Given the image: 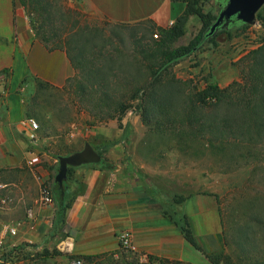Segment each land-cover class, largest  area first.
<instances>
[{
    "label": "rangeland",
    "instance_id": "rangeland-1",
    "mask_svg": "<svg viewBox=\"0 0 264 264\" xmlns=\"http://www.w3.org/2000/svg\"><path fill=\"white\" fill-rule=\"evenodd\" d=\"M52 1L54 9L51 10L49 23L43 28L49 39L48 44H60L61 36L76 30L75 24L98 30L103 39L109 40L105 57L106 63L111 66L109 78L112 81L105 89L117 101L129 98L130 82L140 85L151 78L146 67L151 60L143 57L142 52L161 44L162 38L166 36L163 29L172 28L187 8L184 0H172L184 3L185 8L166 25H160L154 19L117 23L96 13L88 0ZM227 1L211 0L204 6V13L214 18L211 26L217 21ZM58 6L68 7L74 13L63 16ZM261 9L254 22L225 20L212 34H209V27L206 28L203 17L191 15L188 18L186 33L170 47L180 49L196 40L200 46L170 67L167 77H174L173 84L164 83L157 90L159 100L163 101L161 108L167 113L164 117L167 121L163 125L155 123L156 119L147 123L137 107L138 100L132 102L134 107L120 121L107 118L109 108L97 103L98 94L83 97L74 80L62 89L42 84L38 80L32 82L24 90L31 110L29 117L40 124L39 138H47L53 143V159L46 164H53L54 172L50 183L46 185L52 189V182L58 173V155H67L71 149L81 150L87 142L96 149L108 146L103 151L105 167L102 169L110 173L120 165L121 171L145 174L166 200L164 214L175 222L180 231V226L188 222L205 252L215 254L225 249L227 254L234 255L236 242L244 231L245 220L249 221V237L264 244V227L250 222V214L264 221V126L261 136H249L240 131V120L239 124L235 120L244 116L246 100L242 101L237 95L225 96L218 103L206 96L207 103L200 104L195 110L190 104L191 99L200 102L199 93L202 92L203 98V91L209 85L217 84L220 88H226L236 81L250 82L252 63L247 56L251 50L264 46V25L258 18ZM86 35L84 38L82 34L78 41L76 38L73 40L82 46V43L91 40L89 34ZM260 58L264 61V47L258 55ZM249 94L250 90L241 91L240 96L247 97ZM157 111H160V106ZM188 114L199 121L190 122ZM215 121L220 128L218 136H222L223 140H215V146H212L209 138L214 135L210 132V126ZM200 124L205 125V130L200 132V139L188 140L190 130L201 129ZM120 143L126 155L117 159V146ZM54 159L57 161L54 162ZM8 206L1 211H5ZM25 247V243L8 247L3 244L0 264H8L7 261L13 260L22 264ZM183 250L186 257L192 259L196 254L206 256L191 244L189 250ZM114 253L119 256L112 253V257L79 258L84 260V264H193L178 257L157 258L144 251L142 255L138 247L136 250L127 248L121 240L120 247ZM256 254L262 255V252L258 250ZM221 264L229 263L222 261Z\"/></svg>",
    "mask_w": 264,
    "mask_h": 264
},
{
    "label": "crops",
    "instance_id": "crops-1",
    "mask_svg": "<svg viewBox=\"0 0 264 264\" xmlns=\"http://www.w3.org/2000/svg\"><path fill=\"white\" fill-rule=\"evenodd\" d=\"M88 2L96 13L117 23L154 19L166 25L185 8L184 3L172 0ZM29 75L33 78L24 83ZM75 75L65 51H51L36 37L20 1L0 0V195L9 198L7 209L0 211V241L6 247L25 243L22 264H72L85 256L118 257L114 252L120 247V234L127 231L142 255L144 251L161 258L212 264L202 254L186 257L183 248L189 250L190 243L164 214L166 200L157 186L145 174L121 171L120 165L110 173L90 164L75 167L73 178L84 189L58 229L56 204H43L40 195L54 172L53 164H46L53 159V143L47 138L35 143L28 139L23 122L31 110L24 90L37 80L62 89ZM121 144L116 147L117 159L126 155ZM36 156L40 163L30 165ZM8 225L17 226L18 233L1 232Z\"/></svg>",
    "mask_w": 264,
    "mask_h": 264
},
{
    "label": "trees",
    "instance_id": "trees-1",
    "mask_svg": "<svg viewBox=\"0 0 264 264\" xmlns=\"http://www.w3.org/2000/svg\"><path fill=\"white\" fill-rule=\"evenodd\" d=\"M19 1L28 12L27 14L31 19L30 23L36 34V37L41 40L49 50L53 51L60 49L67 53L72 65L76 69V75L73 78L69 79L68 82L72 80L76 81L80 93L83 97L91 96L92 93L98 94L97 103H99L100 106L102 105L109 108V111L106 113L107 118L118 119L120 121L127 114V112L132 107H134L132 102L138 100L137 107L141 111L144 120L147 123H150L154 122V119H156L155 123H158V125H163L167 121V118L164 120V117L167 115V113L165 109L161 108V106H163V101L162 99L159 100L157 90L160 88V85L164 86V83H167L168 85L173 84L174 77H167V72L169 71L170 67L183 57L190 55L195 49H197V47L200 46V44L198 43L199 41L197 40L192 42L189 46L182 47L180 49H172L170 45L186 33L185 25L191 15H198L205 19L204 23L206 28L209 27V34H212L211 28L213 25L211 26V24L214 19L213 17L211 18L204 13V6L211 0H184L187 4L185 13L178 18L177 23L172 28L163 29L166 36L165 38H162L161 44H156L155 47H149L147 51L142 52L143 57H145L149 61L151 60L150 63L146 65V67H148L147 69L151 73V78L147 79L145 83L140 85H135L134 81L130 82V79H128L127 81L131 83L130 91L128 92L129 98L127 97L124 100L120 99L119 101H117L114 100L110 92L105 89V87L109 86L112 81L109 78V73H111L112 71L109 70L111 66L108 65L109 63H106L107 57H105V51L108 46L109 40L103 39V36L100 34V32L92 27H81L75 24L77 28L74 32H69L65 36H61L60 44L50 46L48 44L49 39L45 36L43 28L49 23L48 21L49 17L51 16V10L54 9L53 1ZM59 10L60 12L62 11L63 16H70L74 13V11L68 7L64 8L61 6ZM258 18L262 20V25H264V6L258 13ZM236 20L237 19L235 16L231 19V21ZM82 34L84 38L85 36H87L86 34H89L91 40L90 42L86 41L82 43V46H79V44L74 42L73 38H76L78 41L80 39V36L82 37ZM263 47L264 46H261L257 49L251 50L247 56L248 58L250 57L252 63L251 67L253 74L252 78H250V82L244 81V83H242L240 81H236L226 88H220L217 84L209 85L203 91L205 93V96L203 98L201 95L202 92L199 93L198 99L200 102H195L192 99L190 100L191 107H193L195 110V108H197L200 104L207 103L206 96L210 97L211 100L213 99L216 103H218L223 100L225 96H230L231 94L237 95V97H239L241 100H246L244 116L240 119L235 120L237 124H239L238 120H240V131L245 132L246 135L249 136L252 134L261 136L262 127L264 126V61L261 58L259 60L258 55L261 54ZM31 78H33L32 75L27 76L24 80V83ZM42 84L48 86L50 85L47 82H42ZM246 90H250V94L247 97H245V95L241 97V91ZM123 98L124 97L122 96V99ZM159 106L160 111H157ZM189 121L198 122L199 120H197L196 117L193 119L190 116ZM204 126L205 125L200 124L201 129L190 130V133L188 134V137H190V139L188 140L200 139L199 135L200 132H203L205 130L203 129ZM210 127V132L214 135V137H210L209 140L211 142V145L215 146L213 142L215 140H223V137L220 135L218 136L220 128L217 121H215V123H213ZM157 128L159 130H164V128ZM107 149L108 146H102L101 149H97L102 156V161L90 165H94L95 167L101 169L104 168L105 165H103V163L105 162V157L103 156V151ZM76 151V149H71L66 154L69 155ZM59 157L60 155L57 156L58 160ZM74 169L75 167L69 168L68 177L62 185L56 182L55 178L51 185L54 201L56 204L55 224L58 225V229L66 223L67 210L71 207L77 195L84 189L83 183L73 178ZM56 171H59V161ZM251 221H254L261 227H264V221L261 220V218L252 216L250 214V222ZM248 222V220H245V227H243L244 231L240 233L239 238L236 242L237 246L234 249V255L236 258L233 254H227L225 252V249L217 251L215 252V254L205 252V250L198 242V239L188 222H185L180 226V228L184 238L192 246L202 251L213 264H221L222 261L229 264H264V244L261 242L257 243V240H255V238H253L254 240H252V237H249L248 230L250 229V227L247 224ZM254 237L256 236L254 235ZM262 239L263 237L260 240ZM258 250L262 252V255L256 254V251ZM214 255H218V257H214Z\"/></svg>",
    "mask_w": 264,
    "mask_h": 264
},
{
    "label": "water",
    "instance_id": "water-1",
    "mask_svg": "<svg viewBox=\"0 0 264 264\" xmlns=\"http://www.w3.org/2000/svg\"><path fill=\"white\" fill-rule=\"evenodd\" d=\"M263 6L264 0H228L224 10L213 24L211 33H213L225 20H231L234 16L237 20L244 23L254 22L257 12ZM101 161V154L91 143L87 142L83 149L59 157V171L55 180L62 185L68 177L70 167L95 164Z\"/></svg>",
    "mask_w": 264,
    "mask_h": 264
},
{
    "label": "built area",
    "instance_id": "built-area-1",
    "mask_svg": "<svg viewBox=\"0 0 264 264\" xmlns=\"http://www.w3.org/2000/svg\"><path fill=\"white\" fill-rule=\"evenodd\" d=\"M0 85H1V78H0ZM23 125L25 127V132L27 133L28 139L34 143L37 142L39 140V136H38V131L40 129L39 122L32 117H27L24 120ZM39 162L40 159L38 158V156H36L30 159L29 164L36 165ZM41 192H42L41 200L43 204L53 205L55 203L52 189L49 188L46 184L42 186ZM8 205H9V198L7 196L0 195V211L6 208V206ZM1 231L5 232V235L6 234L16 235L19 230L17 226L8 225L5 226L4 230ZM120 240L125 247L130 248L132 250H136L137 244L135 243L133 235L130 232L127 231L124 232L121 235ZM2 245L3 242L0 241V249ZM72 264H84V260L81 258L75 259Z\"/></svg>",
    "mask_w": 264,
    "mask_h": 264
}]
</instances>
